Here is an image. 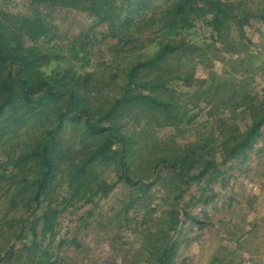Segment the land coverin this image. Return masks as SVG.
Masks as SVG:
<instances>
[{"label": "rangeland", "instance_id": "obj_1", "mask_svg": "<svg viewBox=\"0 0 264 264\" xmlns=\"http://www.w3.org/2000/svg\"><path fill=\"white\" fill-rule=\"evenodd\" d=\"M55 1L0 0V13L12 28L23 18L41 28L38 39L24 31V42L61 54L42 68L53 81H65L68 68L81 76L75 87L93 120L121 96L136 63L167 42L184 46L166 60L172 69L163 72L164 86L153 89L169 103L167 110H152L139 99L120 119L102 121L130 139L128 173L155 181L148 191L121 177L119 142L116 158L85 164L87 150L102 137L87 132L84 117H61L65 101L7 107L0 117V264H31L32 258L44 264H149L158 245L174 246L171 264H264V124L249 148L223 162L256 109L263 112L264 21L245 19L242 34V24L226 18L216 39L215 11L201 3L197 14L178 21L176 35L165 38L166 12L178 0H102L110 5L99 13ZM218 1L236 16L264 12V0ZM132 92L148 94L150 88ZM49 130L59 141L55 172L36 200L31 181L41 167L20 156ZM182 155L183 178L167 165ZM210 159L218 164L213 175L193 179ZM46 208L56 216L53 231L42 234L38 218ZM12 244L11 260L1 261Z\"/></svg>", "mask_w": 264, "mask_h": 264}, {"label": "trees", "instance_id": "obj_2", "mask_svg": "<svg viewBox=\"0 0 264 264\" xmlns=\"http://www.w3.org/2000/svg\"><path fill=\"white\" fill-rule=\"evenodd\" d=\"M59 1L62 5L88 9L95 13L105 10V7L110 5L109 2H103L102 0ZM201 3L210 4L213 11H215L213 27L216 39L222 38V28L226 18L242 24L240 29L242 34L245 32V19L247 21L249 18H255L264 21L263 10L262 12H247L243 15L236 16L231 14L228 5L218 0H178L166 12L171 17L165 20V24L162 27L164 29L162 35L165 38L176 35L177 29L182 27L178 26V21L183 20L185 14H197L201 9ZM24 31L31 33V35L37 39L40 38L42 34L41 28L36 27L34 21L23 18L21 26L12 28L10 21L5 18L4 14L0 13V117L7 107L14 106L19 102L23 105L47 107L65 101L66 110L61 113V117L66 114L71 115L70 117L73 120L84 117L87 132L96 137H102L100 142L98 141L96 145H93L87 150L86 154H88V157L85 164H90L95 160H112L116 158L121 150L115 146L116 143L119 142L122 147L120 160L123 173L121 177L127 184L137 187L142 191H148L155 184V181L144 182L142 180H135L128 173L125 160L130 139L124 134H117L118 132L114 123L110 122V124H106L102 123V121L120 119L126 110L131 105L136 104L139 99H142L152 110H167L169 103L157 98L153 94V89L164 86L165 81L163 80V72L172 69V67H167L165 62L169 57L173 56L174 53L179 52L184 46V43L177 44L167 42L162 44L156 54L142 62L136 63L125 75V83L121 86V96L115 99L102 116L93 120L90 116V110L83 105L84 99L79 88L75 87V85L80 84L81 76L76 77L73 70L68 68L63 72V79H65V81H53L55 76L52 74L46 75L42 71V68L52 59H60L61 54L56 51L52 53H42L35 47L26 45L23 40ZM88 79L89 77H86V83ZM185 79L188 80V77ZM146 88H150L148 94L132 92ZM78 105H81V107L73 114V111ZM263 124L264 107L263 112L261 109L257 108L253 120L246 123L243 126V130L234 137L235 140L226 150V157L223 162L234 158L238 153L249 148L261 135ZM58 147V139L53 132L49 130L46 138L39 141L34 148L20 156V161L24 163L36 161L41 167L39 175L31 181L33 186L37 187L34 196L36 200L40 199L44 189L54 176L55 170L52 155ZM185 159L186 156L182 155L178 156L173 162L167 163L168 167L172 168L176 172V175L181 178L187 177L184 170L178 169V165L185 164ZM217 165L218 164H216L214 160L210 159L202 166L198 174L191 177L193 179H200L208 173H211L212 176L213 172L218 167ZM184 214L186 217L193 219L187 212H184ZM55 216L56 211L54 209L46 208L43 210L41 218H38L39 221L42 220V234L53 231V220ZM174 217V223L176 225L180 218L178 214H174ZM25 235L24 227L19 232L18 237L21 240ZM14 246V244L10 246L9 250L2 256L1 261L9 262L11 260V252H13ZM149 254L153 259L149 260V264H171L175 255V248L173 245H169L166 248H163V245L153 246ZM31 264H44V262L32 258Z\"/></svg>", "mask_w": 264, "mask_h": 264}]
</instances>
